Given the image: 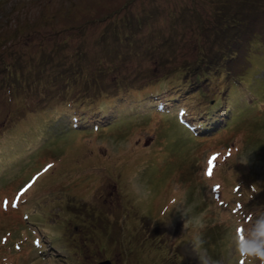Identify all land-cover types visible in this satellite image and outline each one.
Instances as JSON below:
<instances>
[{
    "label": "rangeland",
    "instance_id": "obj_1",
    "mask_svg": "<svg viewBox=\"0 0 264 264\" xmlns=\"http://www.w3.org/2000/svg\"><path fill=\"white\" fill-rule=\"evenodd\" d=\"M129 1H134V11L138 13H150L149 9L158 13L159 23L155 27L161 28L173 22L171 15L177 17L183 5H193L200 20L209 18L215 8L212 0H0V46L7 47V54L0 55V72L2 61L10 63L13 53L25 50L22 37L13 36L19 25L30 28L42 23L45 34L51 29L70 31L89 19L86 41L92 40L104 30L101 20ZM93 20H100V24L92 25ZM179 24L182 26L181 21L175 24L176 32ZM251 27L259 34L258 49L244 46L237 62L231 59L223 64L225 71L232 69L234 76L242 74L248 79L252 74L253 90L261 94L263 103L247 99L248 108L236 115L233 110L229 121L233 120L208 141L195 140L188 126L164 120V116L163 120L140 118L109 125L111 116L121 119L135 112V106L132 112L124 101L109 107V98L97 101L100 110L105 108L110 117L101 121L109 126L97 124L90 129L66 130V134L48 132L66 119L64 114L50 115L43 110L44 91L48 92L51 81L38 88L32 84L33 77L40 75L37 66L25 74L32 91L17 89L27 100L24 104L21 96L14 98L20 105H15L14 114L2 104L5 96L1 94L0 128L6 126L12 140L5 144L6 140L0 138V264H67V260L71 264H98L106 260L111 264H237L238 231L250 244H264V87H258L264 85V16L256 17ZM172 40L182 55L176 60L179 65L190 64L204 54L191 33L175 34ZM183 45L184 49H180ZM86 47L92 49V41L86 42ZM135 57L129 54L124 59L129 61L124 63L126 68L121 66L122 71L128 73L124 77L122 71L118 72V77L137 89L138 79H129L139 59ZM40 59L43 58L34 57L33 62ZM123 61L115 65L120 67ZM103 65L111 64L104 61ZM147 66L148 60L140 71ZM190 77L197 87L173 84L163 92L182 102L191 98L198 107L213 105V96H201L200 90H210L216 81L212 79L207 84L208 79ZM79 126L82 127L81 123ZM30 133L38 139H30ZM40 143L43 144L38 148ZM205 146L208 151H203ZM27 158L26 170L17 177ZM210 167L214 169L213 178L219 176L223 181L221 195L213 196L209 190L215 180L204 172ZM35 172L40 173L36 181L17 194V189ZM238 181L244 183L239 191L243 204L256 189L255 207L245 206L241 213L242 217L252 215L241 224L240 218L232 214L239 211V206L230 202L228 192ZM64 217L72 223L87 224L88 240L83 229L76 245L72 243L73 250L66 243L61 246L59 241H52L53 248L37 256L39 245L30 230L42 231L58 240L54 225L59 227ZM239 264L253 263L243 258Z\"/></svg>",
    "mask_w": 264,
    "mask_h": 264
},
{
    "label": "trees",
    "instance_id": "obj_2",
    "mask_svg": "<svg viewBox=\"0 0 264 264\" xmlns=\"http://www.w3.org/2000/svg\"><path fill=\"white\" fill-rule=\"evenodd\" d=\"M212 2L215 8L208 15L209 18L200 20L196 15L198 11L193 5L190 7L183 5L182 8L180 7L182 15L181 12L177 17L171 15L173 22L161 28L155 27L159 23L158 13H153L151 9H149L150 13L141 14L143 10L138 13L134 11V1H129L119 11L106 15L101 20L104 30L96 33L92 40L87 41L86 33L90 31L88 27L91 22L89 19L81 25L73 26L70 31L51 29L50 33L45 34H43L42 23L30 28L19 25L13 36L14 39L22 37L24 41L21 45L25 46V50L13 53L10 63L1 62L3 70L0 72V95L5 96V102L2 104L14 114L13 109L15 105H18L14 98L21 96V102L24 104L27 100L23 94H18L17 89L26 90L25 93H28L29 90L32 91L30 85L35 84L37 88L44 87V82L51 81V87L47 88L48 92L44 91L43 98L46 99V105L43 110L50 115L51 113L64 114L66 122L57 124L56 128L48 132L58 131L60 134H66L64 132L66 130L76 131L79 123L85 128L103 123L101 120L110 117L107 112H104L105 108L100 110L97 101L107 98L112 99V102L108 104L109 107L124 101L134 112L131 108L135 106L133 114L123 115L121 119L111 116L112 123L109 125L116 121L129 123V121H136L140 118L151 120L159 117L163 120L159 111L161 106L158 105L160 103L157 100H165V104H168L172 111L179 110L181 106L177 101L163 91L173 84L197 87V82L190 79L192 76L200 81L208 79L207 84L212 83V79L216 81L210 90H200V94L201 96H213L214 104L205 110L206 114L209 116L216 114L215 117H217L219 113L218 118L221 119V124L225 121V125L226 123L228 125L233 120L229 121V114H233V110L236 115L248 108L247 99L263 103L262 97L259 96L261 94L253 90L252 74L248 79H245V75L242 74L234 76L232 69L225 71L226 67L223 62L231 59L237 62L236 57L244 46L254 51L258 49L256 40L259 34L251 27V23L256 17L264 16V0H212ZM179 21L182 26L179 24L180 27L176 32L175 24ZM91 24L96 26L100 24V20H93ZM190 33L197 40L198 49L204 54L201 58L191 61L190 64L186 62L179 65L176 60L178 55L180 57L182 55L177 48H174L172 36L175 34L186 36ZM35 41L37 48L34 45ZM88 41H92V49H87L86 42ZM211 45L217 47L212 46L211 48ZM0 47V51L2 50L0 55H6L7 47L5 45ZM121 47L126 48L125 51H122ZM184 47L185 45L180 49ZM129 54L139 58L129 76V79L133 81L138 79L137 89L132 88L128 80H120L118 77V72L123 70L121 66L127 67L124 63L129 60L124 59ZM34 57L43 59L33 62ZM144 60H148V66L140 71ZM104 61L110 62L111 65L104 66ZM117 61H123V64L118 67L115 65ZM35 66L40 75H35L34 83L30 84L25 74L31 73ZM127 73L122 71L124 77ZM258 87L262 88L264 85L261 84ZM161 94L165 96L159 97ZM165 104L163 105L164 110H168ZM192 104L190 106H193ZM21 108L25 107L21 105ZM164 117H167L164 120L169 119V121L173 118V116ZM17 128L20 129L18 126ZM221 128L218 130L220 131ZM30 134V139H38L37 135ZM63 139H65L64 135ZM42 144L40 143L39 146ZM255 198L256 189L253 188L250 202L246 206L254 207ZM69 210L68 212H71ZM79 214L76 217H80ZM101 218L104 219V217ZM62 221L59 227L54 225L58 240L52 241H59L60 245L66 243L73 250L72 243L76 245L77 237L83 234V229H85L83 234L86 236L85 240L90 237L88 233H85L88 229L87 224L82 226L79 222L72 223L67 220V217H64ZM104 226L108 227V224ZM79 251L83 252L81 249ZM261 255H264V249L258 255L259 260L264 263L260 259ZM65 262L71 264L68 260Z\"/></svg>",
    "mask_w": 264,
    "mask_h": 264
},
{
    "label": "snow or ice",
    "instance_id": "obj_3",
    "mask_svg": "<svg viewBox=\"0 0 264 264\" xmlns=\"http://www.w3.org/2000/svg\"><path fill=\"white\" fill-rule=\"evenodd\" d=\"M213 160H215V157H213V158H211L210 160H209V165L211 166L212 165V163H213ZM48 167H51V165H49ZM45 171H47V169H45ZM208 174H211V167L209 168V173ZM15 205H13V207H14ZM252 251H255V249H252Z\"/></svg>",
    "mask_w": 264,
    "mask_h": 264
},
{
    "label": "water",
    "instance_id": "obj_4",
    "mask_svg": "<svg viewBox=\"0 0 264 264\" xmlns=\"http://www.w3.org/2000/svg\"><path fill=\"white\" fill-rule=\"evenodd\" d=\"M98 264H111L110 262L104 261V262H100Z\"/></svg>",
    "mask_w": 264,
    "mask_h": 264
},
{
    "label": "clouds",
    "instance_id": "obj_5",
    "mask_svg": "<svg viewBox=\"0 0 264 264\" xmlns=\"http://www.w3.org/2000/svg\"><path fill=\"white\" fill-rule=\"evenodd\" d=\"M257 255H259V254H257ZM260 259H261L262 261H264V255H261V256H260Z\"/></svg>",
    "mask_w": 264,
    "mask_h": 264
}]
</instances>
